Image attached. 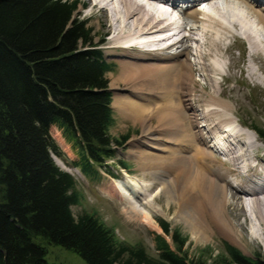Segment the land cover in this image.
<instances>
[{
  "label": "trees",
  "instance_id": "1",
  "mask_svg": "<svg viewBox=\"0 0 264 264\" xmlns=\"http://www.w3.org/2000/svg\"><path fill=\"white\" fill-rule=\"evenodd\" d=\"M78 6L79 0H0V264H69L49 259V246L86 264H264L229 242L214 262L190 258L186 238L167 222L161 225L173 246L158 236L153 256L120 241L94 214L75 215L77 182L52 157L62 159L51 127L61 129L89 173L105 168L114 145L126 141L109 132L112 64L96 48L88 21L75 16ZM256 130L264 137V128Z\"/></svg>",
  "mask_w": 264,
  "mask_h": 264
},
{
  "label": "bare ground",
  "instance_id": "2",
  "mask_svg": "<svg viewBox=\"0 0 264 264\" xmlns=\"http://www.w3.org/2000/svg\"><path fill=\"white\" fill-rule=\"evenodd\" d=\"M177 1L179 2V0H90L92 6L97 9L100 8L103 13H109L111 9L110 6L112 7L113 5L114 7L112 10L115 17L112 16V18L117 24L116 27H119L121 33L124 34L127 28H129L130 31L128 37H123L124 41H121L122 38L117 36L111 38V40H116L119 44L115 43L114 46L108 47L107 52L117 56L120 60L119 64L121 66V71L114 84L115 90L119 89L118 85L120 83L124 82L127 86L129 83H135L134 85H136V88L138 89L130 88L131 90H128V93H138V101L136 102L133 99L135 95L130 98V103L126 98L117 97L113 108L118 109L116 107L117 102H120L119 106L122 110L129 115L131 114L132 116H135V119H138L140 116L141 118L147 117L158 119L161 130L163 129L161 132H164L165 130L166 135H170L172 139L177 140L175 143L179 144L181 148H176L180 149V151L184 147L188 150L190 149L193 153L198 149H203L199 155H194L196 156V158H194L195 162H192L189 157L187 158L186 156H176L178 153L176 150L174 156H171V158L154 160L153 156L150 157L152 160H148L150 161V164L146 161V166H144V164L142 165L143 167L148 168L153 166V170L159 172V175L156 174L157 178L155 181L161 183L159 185L162 187V195L165 194L168 200H174L178 213L177 217L180 220L185 221L196 235L198 234L204 238L209 236L211 230H213L219 231L222 236L229 239L238 238L241 240L242 235L239 234V230H237L234 225V218L232 219V216H234L233 214L238 212L240 217L242 214L246 220L248 218L250 221L254 220L255 223L253 226L255 228H253L252 231L250 230V235L257 238L259 231L264 235V162H260L259 159L258 153L260 147H258L253 141H243L242 137L244 133H246L243 129L244 126H242L239 121L238 125L241 124L240 128L232 126L231 124L234 122L228 115V108L219 109V103H215L214 105L212 102L213 105L211 107L213 109H211V107L210 110L206 109L205 113L202 115V119L205 122L203 126L200 127L199 125L202 124L200 115H197L195 110L192 111L194 122H191V118H187V116L184 115L185 109H183V107L186 105H182L185 101V96L188 94L190 96V92L192 91L191 88L189 89V83L194 87L193 89L195 91V87L198 84V80L195 81L196 71L193 64H191L193 63L192 57L195 55H193L192 51L189 53V47L187 48L191 33L196 30L197 27H194L195 22H192V27L188 26V22L196 21L197 25L198 23L205 22V25H203L200 30L204 33V38L198 41V44L201 43L204 47L209 44V34L212 31L219 33V37L216 36L213 39L211 38L210 45H208L209 48H221L223 42L231 37L234 28H241L246 33L245 35H247V37L243 35V38L245 36L249 42L256 46L255 49L258 50L259 41L257 33L249 26L251 23H248L246 19L247 16H250L249 13H243L244 8L238 7L239 5L237 7L234 6L235 3H233V1L236 0L231 1L232 7L227 9L225 13H218L215 8L216 6H212V4H215L216 2L211 0L209 3L211 11L202 12L197 8H190L189 10L185 9L181 12L183 18L182 22H176L175 20L170 21L169 19L172 13L177 11ZM240 2L247 5L251 11H257V13L254 12V14L264 25V0H240ZM170 4H173L174 7ZM168 6H171V8ZM110 15L111 14L109 13V16ZM208 29L209 31H207ZM171 30L173 33H169ZM183 32L186 33L183 34ZM242 33L243 32H241V34ZM159 35L163 37V42H165L167 46L165 48L160 46L162 48L160 50L161 52L156 53V57H148V52L154 51H151L149 48V50L144 49L148 47L147 43L155 44V46L163 44L159 39L154 38L159 37ZM155 42L160 43L156 44ZM169 49H171V51H169ZM173 49L180 50L181 54H175L176 52L173 53ZM186 49H188V51H184ZM259 49L261 48L259 47ZM168 51L171 53H168ZM182 51L186 53H183ZM189 62L190 64H188ZM213 69L216 70L214 67ZM198 71L203 74L201 77L207 82L210 81L213 84V78L209 76V72L204 65H201ZM216 72H220V70ZM209 87L210 85L208 83L207 88ZM203 89H205V87ZM175 95L179 97V100L182 103L178 104L175 102ZM210 97L212 100L215 99L214 96ZM187 101L188 100L185 102ZM151 104H154L155 106L151 108L150 117H148L147 112L149 111L148 109H150L149 106ZM192 107L187 109L191 111ZM187 120L190 124L192 123L191 129H193V131L195 130L194 136L191 129L185 127V122ZM224 124L227 125L225 126ZM212 126H214V128ZM209 128L210 130H208ZM196 129L198 131H196ZM202 130H207V133ZM230 130H232V133H230ZM234 133L236 136H232ZM257 136L260 138V141L264 142L260 135L257 134ZM236 137L240 138L243 145L235 143ZM153 139L155 140L154 142L157 141L156 143L159 145L154 144L152 146L155 147H152L150 144H146V146H150L156 152L152 155H168L167 149L169 148L164 147L167 146L168 141L161 140L160 137H154ZM196 139L201 141V144L198 147L197 144H194ZM248 140L250 139L248 138ZM209 141L210 145L214 146L213 149L216 154L220 156L224 162L226 161L227 164L232 162V164H234L235 167L232 171L235 173L237 179L235 180V183H231L228 173H221L219 168L215 169L214 167L212 168L211 165V167L208 165L207 161H209V157L214 158L213 152H210L212 147L209 146ZM213 141L216 142L214 143ZM169 144L172 143L170 142ZM188 144H191L192 148L189 147L190 145ZM221 145L222 149H220ZM181 155H185L184 151ZM203 155L208 159H205ZM53 159L60 168L72 173V170L69 169L70 167L68 168L66 166L67 164L64 163L65 160L60 159L55 155H53ZM174 168L181 169L178 175L173 178L174 180H169V178L165 179L166 177L162 175L165 173L164 170H167L168 172ZM74 170L80 172L77 167L74 168ZM258 175H262L259 178L260 182L255 181V177ZM175 178L177 181H175ZM131 179L132 182H130ZM124 182L125 183L122 185L123 188H119L118 184H114L112 190L122 196L124 200L133 207V212L142 213L141 215L145 220L151 219V213L146 211V209L150 206H154L151 204L152 202L153 204L155 203L154 199L152 202L149 201L151 203H148L147 201L146 204H143L142 202V205L140 206H145L144 210L139 209L141 211H138L136 207L139 206V202L144 193H151L155 186H149V188L151 187L149 191L148 186L146 188L144 186L145 181L138 184V182L141 181L131 176H129ZM229 183L231 184L230 186H228ZM247 184H255L257 190L251 191L246 188ZM229 193L232 195L231 199L234 200L232 202L228 199ZM128 194H130V196H128ZM153 195L154 193H151L148 198L151 199ZM249 212H251V215H249ZM242 226L243 225L240 227L242 228Z\"/></svg>",
  "mask_w": 264,
  "mask_h": 264
},
{
  "label": "rangeland",
  "instance_id": "3",
  "mask_svg": "<svg viewBox=\"0 0 264 264\" xmlns=\"http://www.w3.org/2000/svg\"><path fill=\"white\" fill-rule=\"evenodd\" d=\"M231 1L232 0H229L230 2L229 3L228 0H224L223 2L224 9H222L217 3L212 4V6L214 5L216 6L215 8L218 13L219 12L225 13L227 9L232 7ZM83 3L87 6H83ZM233 3H235L234 6L236 7L239 5L238 7L244 8L243 13L245 14L247 12L249 13L250 16H247L246 19L248 23H251L249 24V26L257 33L258 41H259L258 43L259 46L257 48L258 50L255 49L256 46H254L251 42L248 41L247 38H245V36L247 37V35H245L246 33L241 28L239 29L234 28L231 37L227 38L223 42L221 48L208 47V45H210V41L213 38H215L216 36L217 37L220 36L218 35L219 34L218 32L212 31L209 34L210 35L208 40L209 44H207L206 47H204L201 45V43L198 44V41L204 38L203 35L204 33L200 30L202 29L203 25H205V22H203L204 24L198 23V25L196 21L188 22V26L192 27L193 26L192 22H195L194 27L195 26L197 27V29L192 31L191 33L190 40L187 43V48L189 47V53L190 51H192L193 55H195L192 57L193 63L191 64H193L194 69L196 71L195 81L198 80L197 82L198 84L195 87L196 88L195 91L193 89L194 87H192L189 83L190 86L189 89L191 88L192 91L190 92V96L188 94L184 98L185 101L188 100L189 102L184 101V103H182L177 95H175V102L178 104L182 103L183 106L186 105L185 107L182 106L183 109H185L184 115L187 116V118H191V122L192 121L194 122V118H192V111L195 110L197 115H200L202 124L199 125V127L203 126L205 122L202 119L203 113H205L206 109L210 110V107L213 104L215 105V103L216 104L219 103L218 105L219 109L228 108V113H229L228 115L234 122L232 124L235 123L238 124L239 121L241 122V124H243L242 126H244L243 129L246 131V133H244L242 137L243 141L244 142L253 141L258 147H260L258 153L259 159L260 162H264V142L260 141V138L257 136V132H255L252 129L253 127L264 128V25L259 20V18L254 14V12L257 13V11H253V10L251 11V9H249L247 5H244L242 2H240V0L233 1ZM92 7L93 6L90 0H79L78 10L75 16L88 21V26H91L93 28V34L95 36V40L98 44H100V47L103 49L106 59L109 62L115 63L113 71L108 73V77L110 80V87L113 90V100H114L113 107L115 106L114 103L117 97L126 98L127 101L130 103L131 102L130 98L135 95L133 99L137 102L138 101L137 96H139V94L136 92L134 94L128 93V90H131L130 88L138 89L136 88V85H134L135 83H129L128 86L124 82L120 83L119 84L120 86L118 85L119 89L115 90L114 84L116 83V80L120 75V71H121V66L119 64L120 60L118 59L117 56H114L107 52L108 47L114 46L115 43L119 44V42H117L116 40L113 41L111 40V38L117 36L122 38L121 41H124L123 37L126 38L129 36V32H130L129 28L125 30V34H124L121 33L119 27H116L117 24L114 22V19L112 18V16L115 17L114 12L112 10L114 7L113 5L112 7L110 6L111 8L110 9L111 12L109 11V13L111 14L110 16L109 13H103L100 8L97 9ZM207 31H209V29ZM241 32L243 33L241 34ZM243 35H245L244 38ZM154 38L159 39L161 42H163L164 40L163 37L160 35L159 37L157 38L154 37ZM155 43L158 44L160 42H155ZM163 44H159L158 46H155V44L147 43L148 47L144 49L145 50L150 49L151 51H154V52H148L147 56L156 57L157 56L156 53H160L161 52L160 50L167 46L165 42H163ZM259 47L261 49H259ZM169 51H171V49H169ZM169 51L168 53H171ZM184 51H188V49ZM172 52L173 53L176 52L175 54H179V53L181 54V51L177 49L176 50L173 49ZM196 58L198 59V61ZM188 64H190V62ZM201 65L205 66V68L209 72L208 73L209 76L213 78V84L210 81L207 82L203 77H201L203 74L200 73V71H198ZM212 66L216 70H214ZM218 70H220V72H216ZM208 83L211 88L210 87L207 88ZM204 87L205 89H203ZM212 91H214L215 93ZM210 96H214L215 99L212 100ZM119 105L120 102L119 103L117 102L116 107L118 109L114 108L115 123L109 129V132L111 136L114 138H118L119 140H125L122 139L125 136V138L128 140L125 144V147L118 146L114 157L108 160L109 169L111 170L112 173L117 175L118 176L117 178L119 179L120 178L125 179L124 178L125 175L123 173L128 171L130 172V174H133L135 178L139 177L137 179L140 180L141 182H138V184L143 183L145 181V185H144L145 188L147 186L148 188L149 186H155L154 189L151 191L152 194L154 193L151 199L148 198L151 193H147V194L144 193V195L141 197V200L139 202V206L136 207L138 211L144 210L145 206H140L142 205V202L143 204L144 203L146 204L147 201L148 203H151L152 200L154 199L155 203L154 204L153 202L151 203L154 206H150L149 208L146 209V211L151 213V219L145 220L144 217H142L141 215L142 213L133 212V207L130 206L122 196H120L117 192L112 190V186L115 184L112 183L113 181L119 185V188H123L122 185L125 182L122 181L121 183V181L117 180V178L112 177L108 172L102 170L101 168L99 169L100 174L98 175L84 173L81 170V168L76 165V162L79 161L80 159V155L78 151L63 136V132L61 131V129L58 126L53 125L51 127L52 137L59 145L61 151L64 153V158H63L65 160L64 163L67 164L66 166L68 168L70 167L69 169L72 170V174L77 181V189L80 194V202L79 204L74 205L72 207L75 215L81 214L83 212L94 214L107 227H110L111 229L114 230L116 237L120 241H124L128 244H136V245L141 244L146 248L148 253L153 256H158L159 254V251L157 250L158 236H163L169 242V244L173 246V239L171 237V234L170 233L167 234L161 225L162 222H167L170 226L171 231L178 230L186 238L187 242L185 243L184 249L188 251V255L190 258H201L202 260L205 259L208 260V262H214L222 254L226 252L225 242H229L234 246L238 247L243 253H245L248 256L264 257V235L261 234V232L259 231L257 238L252 237V235L250 234L253 228H255L253 226V224L255 223L254 220L250 221L249 218L246 220V218L242 216V214L240 217L238 212L236 214H233L234 216H232V219L234 218L233 219L234 225L237 228V230H239V234L242 235L241 240L238 238L229 239L227 237L222 236L219 231H213V230H211L210 232L211 234L209 236L203 238L198 234L196 235V233L190 229V226L185 221L180 220L177 217L178 213L174 200L172 199L168 200L165 194L162 195L161 192L162 187L159 185L161 183H157L155 181L157 178L156 174L159 175V172L153 170V166L148 168V167H143L142 165L144 164V166H146L145 162L148 160H152L150 159V157L153 156H154L153 158L154 160L171 158V156H174V152L176 150L178 151L176 156H186L187 158L189 157V159L192 162H195L194 158H196V156L199 155V153H201L203 149H198L199 151L198 150L196 151L198 153L196 152L193 153V151L191 152L190 149L188 150L184 147L182 148V150L184 151L185 155H181V153L183 154V151L182 150L180 151V149L176 148V147H180L179 144L175 143L177 142V140L172 139L170 135H166L165 130H164L165 133L161 132L163 131V129L161 130V126L159 125L158 119L156 118L152 119L147 117L141 118V116L138 119L137 118L135 119V116H132L131 114L129 115L128 113L124 112ZM154 106H155L154 104H151L149 106L150 109H148L149 111L147 112L148 117H150V110H152L151 108H153ZM189 107H192L191 111L187 109ZM211 109L213 108L211 107ZM191 124L187 120L185 122V127L187 129H191ZM224 125L226 126L227 124ZM212 127L214 128V126ZM208 130H210V128ZM191 131L193 132V136H194L195 130L193 131V129H191ZM196 131L198 130L196 129ZM202 131L207 133V130H202ZM232 136H236V134L234 133ZM154 137H160L161 140L163 139L168 141L167 146H164L166 148H169L167 149L168 155L166 156L152 155L155 154L156 152L150 146L149 147L146 146V144L148 143L151 146L157 144L156 143L157 141L154 142L155 141L153 139ZM248 138L250 140H248ZM262 140L264 141V139ZM170 142L173 145L169 144ZM213 142L215 143L216 141ZM235 143L238 145L240 144L243 145L242 141H240V138L237 137ZM194 144H197L198 147L201 144V141H198V139H196V142H194ZM208 144L209 146H211L210 141L208 142ZM188 145H190L189 147L192 148L191 144ZM211 147L212 149L210 152H213L214 158L209 157V161L206 160L208 165L209 166L211 165L212 168L214 167L215 169L219 168L221 173H228L231 183L232 182L235 183V180L237 179L235 173H233L232 171L234 170L235 167L234 164H232V162L228 164L226 161L224 162V160L216 154L215 150L213 149L214 146ZM203 157L205 158L204 155ZM121 161L128 162L130 166L128 168L126 167L123 168L124 165L121 163ZM148 162L150 164V161ZM76 167L77 169H79L80 172L74 170V168ZM180 170L181 169H175V168L169 170L168 172L167 170H164L165 173L162 175L166 177L165 179L169 178V180H172L176 175H178ZM174 171L177 173H175ZM175 181H177L176 178ZM230 185L231 184L229 183L228 186ZM128 196H130V194H128ZM231 198L232 195H230L229 193L228 199L231 200V202L234 201ZM249 215H251V212H249ZM241 225H243L242 228L240 227ZM78 256L73 251H69L62 247L49 246L47 249V257L53 261L59 263L60 262L69 263V264L70 263L86 264L85 261Z\"/></svg>",
  "mask_w": 264,
  "mask_h": 264
}]
</instances>
